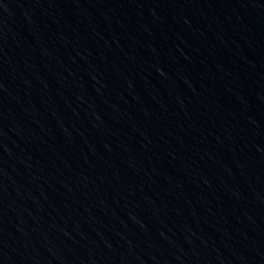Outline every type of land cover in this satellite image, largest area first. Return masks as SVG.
Here are the masks:
<instances>
[{"label":"water","instance_id":"95a60500","mask_svg":"<svg viewBox=\"0 0 264 264\" xmlns=\"http://www.w3.org/2000/svg\"><path fill=\"white\" fill-rule=\"evenodd\" d=\"M0 264H264V0H0Z\"/></svg>","mask_w":264,"mask_h":264}]
</instances>
